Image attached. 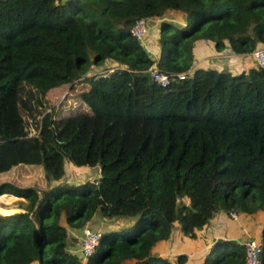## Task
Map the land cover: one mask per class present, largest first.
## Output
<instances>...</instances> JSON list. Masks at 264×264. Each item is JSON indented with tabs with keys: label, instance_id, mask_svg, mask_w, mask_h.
Returning a JSON list of instances; mask_svg holds the SVG:
<instances>
[{
	"label": "trees",
	"instance_id": "1",
	"mask_svg": "<svg viewBox=\"0 0 264 264\" xmlns=\"http://www.w3.org/2000/svg\"><path fill=\"white\" fill-rule=\"evenodd\" d=\"M138 18L158 22L156 52L143 45L149 28L143 40L130 33ZM197 40L251 53L264 44V0H0L12 80L0 96L11 130L0 137V198L27 200L0 207V264H185L184 252L152 247L174 228L194 238L218 211L264 209V67L193 66ZM65 162L98 177L64 181ZM96 213L128 221L99 230L82 258L69 228ZM258 240L264 264V224ZM200 264H244L243 245L217 237Z\"/></svg>",
	"mask_w": 264,
	"mask_h": 264
},
{
	"label": "rangeland",
	"instance_id": "2",
	"mask_svg": "<svg viewBox=\"0 0 264 264\" xmlns=\"http://www.w3.org/2000/svg\"><path fill=\"white\" fill-rule=\"evenodd\" d=\"M164 17L166 19L170 20L171 22H174V23L181 22V17H180V14H178V13L169 12L167 14H164ZM157 24H158V22L154 25V28H153V26L151 28H149V26L147 25V29L149 28V30L147 31L146 40L144 39L143 45H144V47H146L149 50V52H154V51L156 52L155 47H157V43H156V40H157ZM5 54L6 53H0V96L2 93H4V91L6 89L10 88L12 85V80L10 79L8 73L5 70V62H6ZM112 66L113 65L110 62L106 61L105 64H103L102 66L90 67L87 74H90V75L102 74L103 72H105V70H107V68H110ZM233 72L239 73L240 70H238V71L234 70ZM1 86H3V87H1ZM66 92H67V90H64L59 95H57L56 97L55 96L53 97V95H51L50 97L52 98V101H53L52 103H56L58 100L65 98L64 95ZM69 101H71V103L74 102L70 98H69ZM49 108H50V105H48L44 111H47ZM58 113L61 114V113H63V111L58 112ZM33 131H34L33 128L30 129V132H33ZM7 135H11V130H10L8 123L6 122V120L4 119V117L0 111V137L7 136ZM64 166H65V172H64V175L62 177V180H64V181L76 183V182L83 181L85 179L93 180L96 177H98V167L97 166H92V167L74 166L70 162H67V163L65 162ZM183 200L185 201L186 199H183ZM26 203H27V200L25 198L19 197V196H15L14 198H0V207L10 208V209H12V212L22 211L23 210L22 206H24ZM223 215H224V213H221L220 215H216L215 218L210 221V223L208 224V226L206 227L204 232L201 234L202 237H206V239L208 241H210V240H213L217 237H223L227 234H230V233H226L224 231V221H225V218H227V217H225ZM127 221L128 220L125 218L114 219V220L105 219V218L101 217L98 213H96L88 222H86L84 227L87 226L91 229L101 231L103 228L108 227V224H114V225L118 226L120 223H126ZM230 222H232V221L231 220L227 221V225L231 226L230 230L232 232L234 230L235 226L239 225V224H238V222H234L235 224H231ZM255 222H256L255 220L250 222V224L247 225V227H249V229L248 228H245V229H246L248 235H249V233H250V235L254 234V236L255 237L257 236L256 238H258L259 237V231L261 228L259 229V226H257L258 224ZM81 229L82 228H80V229L69 228V234L73 238V239L72 238L69 239V243H70L69 245H71V248L72 247H74V248L79 247V241H80L82 230H83V229L82 230ZM177 234H178L177 228H174L173 232L171 233L170 239L156 243L157 245L155 244L153 246L152 250H154L155 253L160 254L159 251L166 252L165 250L168 249L167 247L172 248L174 246L177 249H182L183 246H180V244L178 243L179 240H178ZM235 234H237V233H235ZM167 241H168V245H167ZM192 246L197 248V244L188 245V247H192ZM78 252H79V248H78ZM163 256H165V255H163ZM172 256H174V255L170 254L168 256V258L172 259ZM198 259H199V255H198V257L196 256L194 260L189 261L188 264H198L197 263Z\"/></svg>",
	"mask_w": 264,
	"mask_h": 264
},
{
	"label": "crops",
	"instance_id": "3",
	"mask_svg": "<svg viewBox=\"0 0 264 264\" xmlns=\"http://www.w3.org/2000/svg\"><path fill=\"white\" fill-rule=\"evenodd\" d=\"M154 23H155V20H151V22L149 24V28H151L152 26L154 28ZM263 45L264 44L261 43V44H258L256 47L263 46ZM193 52H194L193 66H203V67L212 66V67H215L217 69L227 68L232 73H234L233 72L234 70L235 71H238V70L244 71L249 66L254 65V58H253L252 52L251 53H233L228 46L224 47V50L222 52H216L213 49L210 41L197 40L195 42ZM221 213H224V212L218 211V212L214 213L213 216L208 220L207 223H205L200 229L196 230L194 238H188V237L182 235L178 231V234H177L178 240H179L178 243L180 244V246H183L182 249H177L174 246L172 248L167 247L168 249L165 250L166 252L159 251V253L161 255H165L168 257L170 254L174 255L178 252H184L187 255V260H186L185 264H188L189 261L194 260L195 257L196 256L198 257V255H199V259L197 260V263L200 264L202 257L204 256L205 252L207 251L209 245L212 242V240L208 241L206 239V237H202L201 234L204 232V230L206 229V227L208 226L210 221L212 219H214L216 215H220ZM223 216L227 217V218H225V221H224V231L226 233H230V234H227L223 237L233 238L237 241H239L242 237H244L245 235L248 234L245 228L249 229V227H247V225H249L250 222H252L253 220H255L256 221L255 223L258 224L257 226H259V229L264 224V209L263 210H257L253 213H244V214L239 213V214H237V217L235 219L229 218L225 213ZM230 220L232 221V222H230L231 224H235L234 222L239 221L238 222L239 225H236L232 232L230 230L231 226L227 225V221H230ZM109 225L110 224H108V226ZM235 233H237V234H235ZM259 233H260V231H259ZM249 235H250V233H249ZM252 236L255 237L254 234H252ZM169 239H170V237L167 240H169ZM256 239H258V238H256ZM191 244H197V248L194 246L188 247V245H191ZM167 245H168V241H167ZM68 246L71 248V245H68ZM78 248L79 247H76V248L72 247L71 249L78 251ZM152 249H153V247H152Z\"/></svg>",
	"mask_w": 264,
	"mask_h": 264
},
{
	"label": "built area",
	"instance_id": "4",
	"mask_svg": "<svg viewBox=\"0 0 264 264\" xmlns=\"http://www.w3.org/2000/svg\"><path fill=\"white\" fill-rule=\"evenodd\" d=\"M146 29H147V25H146V20L144 18L135 19L134 22L129 27L130 33L134 37L140 40H143V36L146 32ZM252 55L255 64L259 67H264V45L254 48V50L252 51ZM189 69L178 72L176 74V78H183L185 74H187V72L190 71ZM106 71L107 70H105V72ZM146 71L149 73L150 77L156 83L162 86L166 85L171 79L169 74L160 70L154 64L148 66V68H146ZM228 215L230 218L233 219L237 217V213L234 210H229ZM99 235H100L99 230H94L87 226L83 228L79 242V252L82 258H84L93 250L95 245L98 243ZM238 242H240L244 248V264H258L259 251H260L259 240L253 237L252 235L247 234L245 235V237L241 238Z\"/></svg>",
	"mask_w": 264,
	"mask_h": 264
},
{
	"label": "water",
	"instance_id": "5",
	"mask_svg": "<svg viewBox=\"0 0 264 264\" xmlns=\"http://www.w3.org/2000/svg\"><path fill=\"white\" fill-rule=\"evenodd\" d=\"M83 75H85V74H83ZM37 193H38V198H39L41 196L40 191L37 190Z\"/></svg>",
	"mask_w": 264,
	"mask_h": 264
}]
</instances>
